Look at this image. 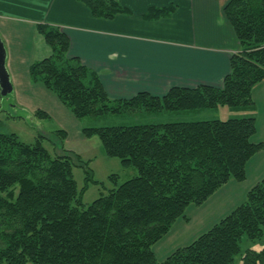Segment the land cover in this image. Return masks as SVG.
Masks as SVG:
<instances>
[{"label":"trees","instance_id":"obj_1","mask_svg":"<svg viewBox=\"0 0 264 264\" xmlns=\"http://www.w3.org/2000/svg\"><path fill=\"white\" fill-rule=\"evenodd\" d=\"M96 18L129 14L119 0H78ZM175 8H151L147 19ZM224 15L241 45L222 88H172L164 97L139 93L112 100L99 76L70 58V40L60 28L40 24L37 32L52 54L29 68L33 82L56 95L75 118L137 113L203 111L227 107L252 110L253 89L264 81V0H229ZM37 116L49 114L37 111ZM254 117L87 128L104 155L133 167L138 175L85 207L94 180L89 162L65 148L67 132L39 136L33 144L0 134V264H235L243 239L264 238V179L246 200L192 244L158 263L153 251L190 206L201 207L229 182L242 183L247 165L264 149L253 143ZM49 141L53 153L44 142ZM85 168L79 190L75 168ZM241 264H264V248L247 250Z\"/></svg>","mask_w":264,"mask_h":264},{"label":"crops","instance_id":"obj_2","mask_svg":"<svg viewBox=\"0 0 264 264\" xmlns=\"http://www.w3.org/2000/svg\"><path fill=\"white\" fill-rule=\"evenodd\" d=\"M228 1L119 0L130 13L103 19L94 17L78 0H0V34L10 48L12 44L9 70L13 80L19 77L21 67L29 74L34 62L51 56L50 48L37 32V26L44 24L58 27L68 36L69 57L80 59L94 71L112 100H128L139 93L164 97L175 87H223L231 74L232 57L241 52L224 15ZM170 7L175 10L168 17L146 18L151 8ZM252 99V110L240 115L256 119L258 130L252 141L264 143V81L253 89ZM246 172L244 182L231 181L221 189L240 187L213 216L222 214V220L231 214L264 179V150L250 160ZM249 181L252 187L246 189L243 184ZM209 200L193 216L186 214L183 240L193 232L188 229L193 222H197L194 227L199 223L198 230L205 228L204 216L211 218L210 213H203ZM200 209L197 220L195 213Z\"/></svg>","mask_w":264,"mask_h":264},{"label":"rangeland","instance_id":"obj_3","mask_svg":"<svg viewBox=\"0 0 264 264\" xmlns=\"http://www.w3.org/2000/svg\"><path fill=\"white\" fill-rule=\"evenodd\" d=\"M2 41L7 51L6 67L10 74V79L13 87V92L6 97H0V134H16L19 140L26 144H33L39 136H51L55 132L64 130L67 132V140L64 145L65 148L77 153L83 162H89V168L93 172L94 180L103 183L104 187L100 185L90 184L87 192L84 194L82 202L85 207L91 205L94 201L99 199L102 194H106L107 190L115 187L113 182L109 181L111 175H117L118 185L136 177L138 172L135 168H126L122 166L121 161L115 158H108L104 155L103 148L97 137L87 138L83 133V129L87 128H103V127H118V126H134L146 124L159 123H173V122H193L206 120H222L243 117L242 112L231 111L227 107H221L212 110L203 111H183V112H159V113H137L131 115H108L98 118H84L77 119L72 112L65 107L55 94L48 91L41 83H35L31 80L30 75L26 74L21 67L17 80L12 79V74L9 66H12V44L11 48L3 36L0 34ZM28 52V46L25 48ZM41 110L49 114L48 118L37 116V111ZM45 147L53 153L52 143L44 142ZM264 150V149H263ZM74 177L77 182L79 190L84 188L87 173L85 168H75ZM251 181L244 183L246 189H250ZM240 187L230 185L226 189L221 190L218 194L209 200L210 204L204 207L203 213L211 218H206L205 228L198 230L199 223L197 222L188 228L189 236L183 240L182 233L186 228L185 219H179L173 226L171 232L156 246L153 251L156 255L158 263H162L174 251L179 248L186 247L192 244L201 235L208 232L221 219V215L213 216L215 210L223 204V202H230L232 196ZM242 198L238 204L243 203ZM239 204V205H240ZM197 206H190L186 211L187 215H194L197 211ZM195 213L197 217L201 212ZM229 213V212H228ZM228 215V214H227ZM227 217V216H226ZM187 219V218H186ZM223 220V219H222ZM196 228V229H193ZM197 230V231H196ZM181 237L178 241L177 238ZM264 248V238L258 241H249L243 239L241 244V254L236 258L235 264H241V257L247 250L260 251Z\"/></svg>","mask_w":264,"mask_h":264},{"label":"water","instance_id":"obj_4","mask_svg":"<svg viewBox=\"0 0 264 264\" xmlns=\"http://www.w3.org/2000/svg\"><path fill=\"white\" fill-rule=\"evenodd\" d=\"M7 51L0 37V95L6 97L13 92L10 74L6 67Z\"/></svg>","mask_w":264,"mask_h":264}]
</instances>
